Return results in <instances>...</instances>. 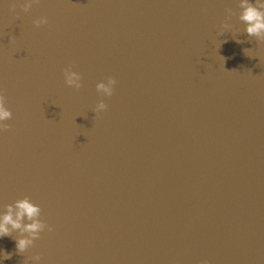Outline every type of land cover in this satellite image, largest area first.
<instances>
[{
	"label": "water",
	"instance_id": "water-1",
	"mask_svg": "<svg viewBox=\"0 0 264 264\" xmlns=\"http://www.w3.org/2000/svg\"><path fill=\"white\" fill-rule=\"evenodd\" d=\"M226 9L232 28L217 35ZM238 11L236 0H38L27 12L0 0L12 111L0 205L27 195L52 226L22 254L0 238L4 264L34 252L40 264H264V41ZM68 65L79 89L64 84ZM109 76L105 97L95 85Z\"/></svg>",
	"mask_w": 264,
	"mask_h": 264
},
{
	"label": "clouds",
	"instance_id": "clouds-1",
	"mask_svg": "<svg viewBox=\"0 0 264 264\" xmlns=\"http://www.w3.org/2000/svg\"><path fill=\"white\" fill-rule=\"evenodd\" d=\"M21 9L27 12L38 0H17ZM238 13L236 18L243 23V31L249 37H255L258 41H264V0H236ZM13 4V8H15ZM226 16L221 21L217 30V35H222L226 30L232 28L229 22L233 15L231 9H226ZM48 22L46 16H40L33 20L34 25H42ZM13 37H9L11 41ZM234 39L236 37L234 36ZM237 43L240 41L237 39ZM248 55L249 49H243ZM64 84L79 89L81 87V75L74 71L71 65L62 69ZM116 80L109 76L106 80L96 83V91L105 97L111 96L113 86ZM107 105L103 99L98 100L93 108V112L98 114L106 109ZM12 117V111L7 106L3 89H0V133L9 128L6 123ZM52 231V226L48 225L42 218L41 207L35 203L29 196L25 195L15 199L12 203L0 205V238L10 237L14 240V248L16 254L27 252L34 242L40 238L42 232ZM16 233L13 236V233ZM13 253L0 248V264H4L5 260L11 258ZM41 254L34 252L24 257L23 264H40ZM199 264H209L207 260H201Z\"/></svg>",
	"mask_w": 264,
	"mask_h": 264
}]
</instances>
